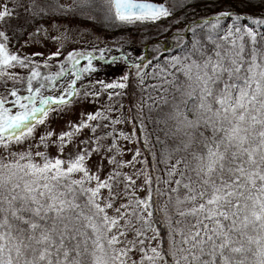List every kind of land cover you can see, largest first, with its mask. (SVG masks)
<instances>
[{"label": "snow or ice", "instance_id": "snow-or-ice-1", "mask_svg": "<svg viewBox=\"0 0 264 264\" xmlns=\"http://www.w3.org/2000/svg\"><path fill=\"white\" fill-rule=\"evenodd\" d=\"M11 5L0 3V25L21 19L17 7L32 21L70 13L131 25L171 15L165 3L152 0H30L27 5L11 0ZM258 6L259 13L243 15L227 7L189 22L173 37L179 47L175 55L161 60L154 49L157 63L148 75L157 80L149 86L158 90L160 102L155 123L172 141L161 152L165 191L155 189L167 195L176 217L166 214V250L154 218L151 176L144 173L137 185L140 170L123 171L139 149L132 160L118 159L125 151L118 139L130 137L112 127L122 122L107 114L113 109L87 112L67 130L49 126L50 114L81 95L76 85L83 74L98 70L94 51L104 60L106 49H73L64 58L69 67L42 72L31 57L44 53L14 51L8 28L0 27V86L7 92L0 94V264H264V0ZM41 30L28 32L25 43ZM129 55L121 51L108 59H123L143 83L152 62ZM59 56V48L48 53L43 68ZM17 67L27 69L26 76L9 71ZM128 77L125 72L119 82H97L105 89L124 88ZM52 88L59 94H45ZM41 126L45 130L38 134ZM84 130L91 135L81 139ZM140 131L143 135L142 122ZM144 143L147 147V138ZM145 185V195L137 196V187Z\"/></svg>", "mask_w": 264, "mask_h": 264}, {"label": "rangeland", "instance_id": "rangeland-1", "mask_svg": "<svg viewBox=\"0 0 264 264\" xmlns=\"http://www.w3.org/2000/svg\"><path fill=\"white\" fill-rule=\"evenodd\" d=\"M158 2H163L161 0H155ZM4 0H0V3H3ZM9 7H11V0H8ZM41 32L35 34L32 39L25 43L28 40V36L19 43L16 47H12L14 51H19L23 55H30L33 52L44 53L41 57H31L32 59L37 60L41 65L42 71H58L59 68L63 65L64 67H69L65 61V56L68 51L73 49L79 51H93L94 49L105 48L104 53L105 59L100 60L99 51H94V56L96 59L93 60V64L98 69L96 72L84 73L82 78L77 81L76 87L79 89L81 95L77 96L76 99L65 106V108L59 113L50 114V128L54 129L56 132L61 130H67L71 123L79 122L80 118L87 112H94L97 108L102 110L111 108L113 111L107 113L114 119H120L122 122L118 123L112 127L117 130V135L119 131H123L130 139L119 138L118 144L123 151L122 156L118 159L132 160L133 155H135L136 150L139 149L140 154L136 157L133 165L124 167L123 171L128 172L129 174H134L137 170H140L141 175L136 180L137 185L143 183L144 173L151 176L152 178V188H153V210L158 214L161 220L166 221L167 217L165 215V197L164 195H157L155 189L159 187L161 192H163V170L156 164L153 169V156L152 153H156L154 148L148 142L147 147H145V123L143 122V116L141 113L142 100L139 93V78L136 77V69L130 67L124 62L123 59L112 63L108 57L110 56H119L121 51L129 53V59L135 60L137 56H144L147 50L146 44L143 42V39L148 37V34H143L144 32H138L133 36H107L106 34L97 32L89 27H80V25L71 22L70 20L62 19H52L41 27ZM185 27L173 26V31L177 33V30L186 31ZM52 37H59L58 40H53ZM61 45H63L61 47ZM59 48L61 56L53 57L49 61L50 68L45 70L43 68V61L48 57V53L54 52ZM86 61L81 60L79 67H83ZM9 71L18 72L20 74H27V69H9ZM129 73L128 80L126 84H130V91L127 93L126 86L121 88V92L115 93L111 97L105 93V88H102L101 84L97 81L103 80L105 83L111 82L113 80L120 81V78L124 73ZM65 83L71 79V73H66ZM8 84L11 85L9 82ZM2 85V82H0ZM59 88H52L50 91H46V94H59ZM94 91H99L101 95L99 97L93 98L91 93ZM83 93H89L87 98L84 97ZM0 94H7L6 89L0 86ZM131 105V106H130ZM140 122L144 125L143 135L141 134L142 139L138 141L137 138V129H140ZM108 124L110 121H104ZM44 126H41L37 129V133L43 132ZM135 130L136 135H132ZM105 131H111V127L105 129ZM99 135V132L97 133ZM91 133L87 130L82 131L81 139L85 136H89ZM107 142H111L108 140ZM143 144V145H142ZM144 146V147H143ZM54 151V149H51ZM3 153H0L2 155ZM149 158H148V156ZM151 160L150 163L148 160ZM98 161V157L94 154L92 157V164ZM141 161H146V163H141ZM107 164V161H105ZM107 171V167L105 168ZM160 177L161 183L156 184V178ZM135 178V177H134ZM147 185L144 188L137 187L136 195L144 196L146 193ZM148 238H152L155 234L150 230L147 233ZM131 236V233H129ZM152 243L155 245L156 240L153 239ZM133 259L138 256V253L130 254Z\"/></svg>", "mask_w": 264, "mask_h": 264}, {"label": "trees", "instance_id": "trees-1", "mask_svg": "<svg viewBox=\"0 0 264 264\" xmlns=\"http://www.w3.org/2000/svg\"><path fill=\"white\" fill-rule=\"evenodd\" d=\"M163 3L167 5L170 9L171 15L168 17L161 18L155 22H136L134 24H123L119 22L106 23L103 20L97 21H89L83 18H73V16L69 13L65 15L63 13L59 15H54L49 13L47 16L36 17L35 21H32L28 14L24 11L22 7H17L15 9L16 13H19L21 17L20 20H17L13 17L9 24L0 25V27L8 28V34L10 36V46L16 47L19 43H21L25 37H27L28 32H34L36 26L40 28L51 21L52 19H62V20H70L75 24L80 25V27H89L97 32L106 34L107 36L115 37V36H133L137 34L139 31L144 32L143 34H148V37L143 39V42L147 46V60H150L152 64L145 68V75L143 78V83L139 82V93L142 100L141 105V113L143 116V122L145 123V136L147 137L148 142L154 148L156 164H158L163 170V181L166 179L165 177V168L166 165L161 163V152L162 149L165 148V145H171L172 141L170 139H166L163 132L158 130L162 128L163 125H157L155 120L159 113V100L156 99L158 96V90L149 87L157 83V80L148 75L153 71L152 65L157 63L156 52L154 49L159 48L160 58L161 60L168 55H175L179 51V47L177 46V41L173 39V37L177 34L173 31V26H181L185 27L191 21H199L201 17H207L212 15L215 11L221 10L222 8L231 7L235 11L248 15L250 13H259L260 7L258 6V0H252V4H248L246 2H242V0H161ZM18 3H22L27 5L30 0H17ZM60 3H72V0H60ZM27 18V23L25 19ZM19 25H23L22 28L18 29ZM186 28V27H185ZM186 30V29H185ZM15 33V34H13ZM191 34L189 33V39ZM42 71V70H41ZM44 72V71H42ZM21 75L26 76L25 73ZM11 83V81H9ZM3 87V86H1ZM10 89L11 85L8 84ZM16 87H20L19 84ZM4 88V87H3ZM127 93L130 91V84H126ZM118 93L121 92V88H107L105 89V93ZM46 94V92H45ZM72 100L76 99L71 98ZM131 106V105H130ZM143 137V136H142ZM141 137V131L137 129V138L138 141L144 140ZM157 137L160 138V141H157ZM143 145V144H142ZM144 147V146H143ZM148 156V155H147ZM149 158V156H148ZM150 163V159L148 160ZM152 162V161H151ZM165 191V185L163 184V192ZM165 199V215H171L173 220H175V215L173 212L172 205L168 202L167 195H164ZM154 218L156 221V227L159 229V239L161 242V247L166 250L168 247V234H167V222L160 219L158 214L153 210ZM167 217V216H166ZM167 220V219H166Z\"/></svg>", "mask_w": 264, "mask_h": 264}, {"label": "water", "instance_id": "water-1", "mask_svg": "<svg viewBox=\"0 0 264 264\" xmlns=\"http://www.w3.org/2000/svg\"><path fill=\"white\" fill-rule=\"evenodd\" d=\"M152 2L161 3V2L154 1V0H152ZM165 6H166V5H165ZM166 7H167V6H166Z\"/></svg>", "mask_w": 264, "mask_h": 264}]
</instances>
